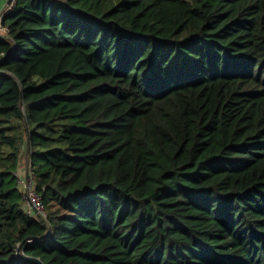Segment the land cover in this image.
<instances>
[{"label": "trees", "instance_id": "trees-1", "mask_svg": "<svg viewBox=\"0 0 264 264\" xmlns=\"http://www.w3.org/2000/svg\"><path fill=\"white\" fill-rule=\"evenodd\" d=\"M1 24L0 264H264V0H15Z\"/></svg>", "mask_w": 264, "mask_h": 264}, {"label": "built area", "instance_id": "built-area-1", "mask_svg": "<svg viewBox=\"0 0 264 264\" xmlns=\"http://www.w3.org/2000/svg\"><path fill=\"white\" fill-rule=\"evenodd\" d=\"M8 1L9 0H6V2ZM14 3H15V0H12L11 7L14 5ZM1 21L2 19H0V24H1ZM0 27L5 32L8 31L6 28L2 26V24ZM19 184L23 191V197L25 201L24 206H25L26 212L30 214L31 216H37L40 219L45 218L47 215L46 205L44 203L42 196L36 190L35 178L30 168L28 169L26 176L24 178H21V176H19Z\"/></svg>", "mask_w": 264, "mask_h": 264}, {"label": "rangeland", "instance_id": "rangeland-1", "mask_svg": "<svg viewBox=\"0 0 264 264\" xmlns=\"http://www.w3.org/2000/svg\"><path fill=\"white\" fill-rule=\"evenodd\" d=\"M11 7V1L9 2H6L5 4H4V6H2V8L0 9V19H2L3 18V16H4V13L9 9ZM13 7V6H12ZM11 7V8H12ZM10 8V9H11ZM0 26H1V24H0ZM0 31H3L4 33H5V31L0 27ZM29 163H30V161L28 160V157L26 156V154L23 156V160H22V162H21V164H22V170H23V172H21L20 174V176H21V178H24L25 176H26V173H27V171H28V166H29ZM46 212H47V207H46ZM46 217H47V215H46ZM45 217V218H46ZM45 218H42V220L43 219H45Z\"/></svg>", "mask_w": 264, "mask_h": 264}, {"label": "water", "instance_id": "water-1", "mask_svg": "<svg viewBox=\"0 0 264 264\" xmlns=\"http://www.w3.org/2000/svg\"><path fill=\"white\" fill-rule=\"evenodd\" d=\"M10 1H12V0H9V2ZM17 252H18V254H21L20 253V248L17 249ZM27 258L31 259V260H34V261L38 262L39 264H45L40 258L33 257V256H28Z\"/></svg>", "mask_w": 264, "mask_h": 264}, {"label": "crops", "instance_id": "crops-1", "mask_svg": "<svg viewBox=\"0 0 264 264\" xmlns=\"http://www.w3.org/2000/svg\"><path fill=\"white\" fill-rule=\"evenodd\" d=\"M6 3V0H0V9L2 8V6H4V4ZM10 9V8H9ZM8 9V10H9ZM7 10V11H8ZM6 11V12H7ZM28 169H29V166H28ZM21 172H23V170H22V164H20V167H19V169H18V171H17V174L20 176L21 174Z\"/></svg>", "mask_w": 264, "mask_h": 264}]
</instances>
